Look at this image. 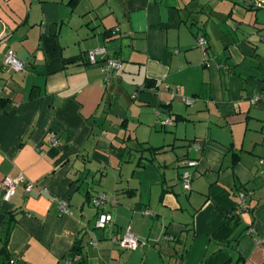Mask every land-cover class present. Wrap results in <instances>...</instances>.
Listing matches in <instances>:
<instances>
[{"label": "crops", "instance_id": "1", "mask_svg": "<svg viewBox=\"0 0 264 264\" xmlns=\"http://www.w3.org/2000/svg\"><path fill=\"white\" fill-rule=\"evenodd\" d=\"M212 1L0 0V181L17 178L8 200L0 187V264H59L75 241L73 264H264V9ZM127 227L134 249L110 240Z\"/></svg>", "mask_w": 264, "mask_h": 264}, {"label": "built area", "instance_id": "2", "mask_svg": "<svg viewBox=\"0 0 264 264\" xmlns=\"http://www.w3.org/2000/svg\"><path fill=\"white\" fill-rule=\"evenodd\" d=\"M241 3H244L246 5H249L251 7H259L261 3H256L254 0H237ZM197 45L201 48L202 54L204 55L206 53L205 47L207 44V40L205 37H203L201 34L197 35ZM103 52V49H89L85 52L86 58L89 63L93 64L95 63V58L94 56L97 53ZM4 65L13 70V71H21L23 69V63L16 58V55L14 51L8 50L4 56L3 59ZM101 70L105 73L109 72L110 70H116L121 67V59L117 57H110L104 59L100 63ZM2 88L0 86V92ZM259 98L258 95H253L251 97V102L254 103L257 99ZM158 114V111H157ZM161 123L163 125H170L171 124V119L166 118L164 120H161ZM49 140L52 143H56V139L53 136L49 137ZM197 162L193 159H185L183 161V170L180 174V183L182 186L189 190L190 189V181H191V173L188 170L189 168L195 167ZM17 183V178L11 177V176H5L1 181H0V187L2 189V198L4 200H8L14 193L15 185ZM33 184L32 183H26L24 188L28 192L32 189ZM250 194L249 191L244 193L243 191L237 192V196L239 199V202L236 206L235 212L238 214L242 212V210L245 209V204L244 201L246 199V196ZM106 195L104 192L99 193L98 195H92L90 197V202L95 208L99 209V212L96 215L95 218V223L94 226L99 229H103L113 221L112 213L110 211H105L102 210L103 206L106 203ZM112 203L115 204V200H112ZM58 210L60 213L66 214L70 213L67 207V203L65 201H60L58 204ZM142 213L144 214H150V211L148 209H143ZM253 228H251V231ZM111 242L119 246L120 248H126V249H134L137 246L141 244V239L137 234L132 232L128 227L124 230L121 236H116L113 235L110 238ZM256 243L262 244L264 246V236H260L256 238ZM91 245H95L96 242L91 241ZM82 258V255L80 253H74L68 257H65L60 260L59 264H73L74 262L79 261ZM7 264H18L17 261L14 258H9Z\"/></svg>", "mask_w": 264, "mask_h": 264}, {"label": "trees", "instance_id": "3", "mask_svg": "<svg viewBox=\"0 0 264 264\" xmlns=\"http://www.w3.org/2000/svg\"><path fill=\"white\" fill-rule=\"evenodd\" d=\"M233 1H237V0H233ZM237 2H239V1H237ZM241 3V2H240ZM242 5H244L245 7H247V8H251V9H256V8H258V7H251V6H249V5H246V4H244V3H242ZM198 32V31H197ZM197 32H196V34H197ZM203 37H204V35H202ZM197 37V36H196ZM207 43H208V41H207ZM207 48H208V44H206V47H205V50H207ZM147 86L148 87H150V85H148L147 84ZM2 101V100H1ZM170 118V117H169ZM171 119V118H170ZM171 123H172V119H171ZM161 147H159V148H154V147H146V148H144V149H142L143 151H148V153H150V154H154V153H156L159 149H160ZM236 191H238V192H240V191H243L244 193H246L247 192V190H246V188H244V187H242V186H240V187H237L236 188ZM250 195L251 194H248L247 196H246V199H245V201H244V204H245V208L246 209H248V200H249V197H250ZM97 215V214H96ZM6 240H7V237H5V240H4V242H3V246H2V248L0 249V252L1 253H3L4 252V248H5V245H6ZM80 245L78 244V241H75V243H74V245H73V247H72V249H71V252H70V255H72V254H74V253H80L81 254V251H80ZM82 255V254H81ZM8 259L9 258H7L6 260H7V262H8ZM81 260V259H80ZM79 260V261H80Z\"/></svg>", "mask_w": 264, "mask_h": 264}, {"label": "rangeland", "instance_id": "4", "mask_svg": "<svg viewBox=\"0 0 264 264\" xmlns=\"http://www.w3.org/2000/svg\"><path fill=\"white\" fill-rule=\"evenodd\" d=\"M201 1V0H200ZM256 3H261V5L257 8V9H264V0H254ZM202 2H205V3H212L213 1L212 0H202ZM197 38V37H196ZM197 40V39H196ZM15 72H18V71H15ZM107 229V227H106ZM143 241V240H142ZM111 247V245H110ZM125 249V248H123ZM125 251V250H124Z\"/></svg>", "mask_w": 264, "mask_h": 264}]
</instances>
